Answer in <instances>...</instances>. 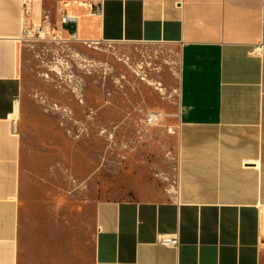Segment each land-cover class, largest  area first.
I'll list each match as a JSON object with an SVG mask.
<instances>
[{
	"label": "crops",
	"instance_id": "1",
	"mask_svg": "<svg viewBox=\"0 0 264 264\" xmlns=\"http://www.w3.org/2000/svg\"><path fill=\"white\" fill-rule=\"evenodd\" d=\"M82 1L31 0V24L64 12L83 40L179 50L174 186L97 202L86 249L45 247L21 213L22 0H0V264H264V50L250 54L261 0H101V14ZM174 234L178 249L157 243Z\"/></svg>",
	"mask_w": 264,
	"mask_h": 264
},
{
	"label": "rangeland",
	"instance_id": "2",
	"mask_svg": "<svg viewBox=\"0 0 264 264\" xmlns=\"http://www.w3.org/2000/svg\"><path fill=\"white\" fill-rule=\"evenodd\" d=\"M76 21L20 56L22 218L61 253L90 246L97 202L165 199L176 173L178 48L83 40Z\"/></svg>",
	"mask_w": 264,
	"mask_h": 264
},
{
	"label": "built area",
	"instance_id": "3",
	"mask_svg": "<svg viewBox=\"0 0 264 264\" xmlns=\"http://www.w3.org/2000/svg\"><path fill=\"white\" fill-rule=\"evenodd\" d=\"M32 2L31 0H22V20L25 24L24 30H23V39L25 38H37L38 36H41L46 30L47 27L44 24H48L50 17L48 15H45L43 17L44 24L42 27L40 26H33L31 24V15H32ZM97 12L101 14L102 12V4L100 0V5L97 8ZM62 25H69L71 23H76L77 19L67 15L66 13H62ZM264 50V0H261V39L258 42V44L255 45L254 49L250 52L251 55H260ZM19 106V101H15V107ZM11 115L9 116V118ZM160 115L157 113H150L147 120L149 124H153L157 121H159ZM157 243L164 247H169L173 249H178L180 245V239L178 234L174 235H160L158 237Z\"/></svg>",
	"mask_w": 264,
	"mask_h": 264
}]
</instances>
